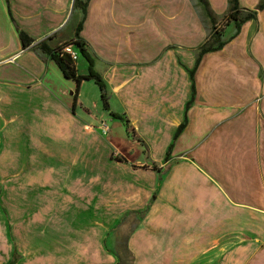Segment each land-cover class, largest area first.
<instances>
[{
    "label": "crops",
    "instance_id": "1",
    "mask_svg": "<svg viewBox=\"0 0 264 264\" xmlns=\"http://www.w3.org/2000/svg\"><path fill=\"white\" fill-rule=\"evenodd\" d=\"M207 1L219 19L228 10ZM72 2L0 0V264L14 253V264H264V8L232 38L233 23L223 27L228 40L201 57L185 109L209 29L196 1L90 0L79 35L106 88L108 110L96 112L81 99L84 80L74 93L35 49L51 35L50 46L73 39ZM107 116L126 138L102 133ZM72 180L97 195L98 248L24 234ZM31 194L40 202L27 208Z\"/></svg>",
    "mask_w": 264,
    "mask_h": 264
},
{
    "label": "rangeland",
    "instance_id": "2",
    "mask_svg": "<svg viewBox=\"0 0 264 264\" xmlns=\"http://www.w3.org/2000/svg\"><path fill=\"white\" fill-rule=\"evenodd\" d=\"M21 13H24V11ZM79 16L80 14L77 10L71 11L67 23V30H70L72 27L75 26ZM84 63L85 62L83 61L81 56L77 54L76 65L78 71L81 73L86 72V69H84L85 68ZM97 92H99V90L92 80H84V84L81 87V93H82L81 99L83 102L95 101L96 106H94L93 110L99 112L102 109L100 106L101 104L100 98ZM106 118L107 121L109 122L108 127L109 128L111 127L110 129L111 131L109 132V134L111 136H116L117 138H123V139L126 138V132L122 122L116 121V123H114L115 121L111 120L108 116ZM59 177H66V176L64 173H60ZM63 180L66 181L65 179ZM71 186L72 187L70 189L66 190V194H68L69 196L68 198L65 194H63L62 198H60V196H57V198L54 200L55 208L53 207L46 208L48 205H44V204L37 206V208H39L40 206V211L38 210L40 213H38L37 215L36 212L35 214L33 213L34 222H32L33 224L32 227L34 231H31L30 233L25 232L24 234L32 235V236L36 235L37 239H41V237L44 238V237L52 236L50 242L52 240L58 239L59 243L57 245L59 249L61 246L66 245L64 244L66 243L65 236L71 237V239H68V245L72 244L74 246V249L76 250L83 249L85 251L88 248L92 249L94 247V244L98 248L99 246L97 243V236L100 231L98 227H93V222H92V220L96 217L95 213L97 209L96 208L97 195L90 194V190H89L90 186L83 188V184L80 183V180L78 181L72 180ZM42 196L43 195H41L40 197ZM35 197L36 196L34 194L28 195L26 197L27 208H32V207L34 208ZM39 200L40 199L38 198L37 204L40 202ZM3 201L5 202V198ZM39 216L41 217L42 220L51 219V221L48 222L46 225L37 226L36 220L37 219L39 220ZM48 240L49 239H47L45 242H47ZM107 243H109V245H112L111 236L107 239ZM112 255L114 256L116 255V253L115 254L113 253ZM103 261H108V260H103V259L100 260L101 263ZM67 262L68 264H73L75 260H73V263H70L71 260H68Z\"/></svg>",
    "mask_w": 264,
    "mask_h": 264
},
{
    "label": "trees",
    "instance_id": "3",
    "mask_svg": "<svg viewBox=\"0 0 264 264\" xmlns=\"http://www.w3.org/2000/svg\"><path fill=\"white\" fill-rule=\"evenodd\" d=\"M90 0H73L72 2V11L77 10L81 13L80 19L76 23L74 27V37L69 41H64L59 45L50 46L48 41L52 40V35L46 37L45 39L39 41L35 49H37L42 54L49 57L54 63L57 65L59 70L61 71L62 75L66 79H71L76 83L75 92H77L78 86L82 80L91 79L93 82L98 86L100 91V100L102 104V108L104 110H108L107 104V95H106V88L103 80L101 77L92 70V59L89 56L85 46V41L80 37L79 32L82 27V23L84 21L86 15V8ZM196 4L200 6L203 16L206 18L209 29L207 33V38L205 41L199 46L198 52L195 58L194 66L191 70H189V78L191 81V97L189 101L185 105V109H187L194 98V72L199 64L201 57L208 52L217 51L223 47L226 43L228 38L223 39L222 30L223 27L229 23H233L234 25V33L231 35L230 38L234 37L239 29L241 24L245 21L255 19L256 14L259 10L264 8V0H259L258 4L254 9H246L241 8L238 5V0H228V10L227 12L221 16V18H217L214 14L213 10L210 8L209 3L207 0H195ZM18 36L21 42L22 47H26L33 42V39L26 35L22 30L17 28ZM66 45H71L73 49L77 52V54L82 55L88 62V73L85 75H80L77 73L75 63L76 61L72 60L70 56L63 52V48ZM76 100V94L74 96V102L72 108H74ZM115 118H119L124 120L121 116L110 113ZM186 125V117L184 120L179 124L176 128L174 133V138L182 131V129ZM172 148V143L168 146L166 153H165V161L168 160L170 150ZM153 168L159 172V169L153 165ZM160 180V177L158 178ZM154 194L152 195V199H154ZM16 261V253H14L12 260L8 264H14ZM116 264H121V260H117Z\"/></svg>",
    "mask_w": 264,
    "mask_h": 264
},
{
    "label": "built area",
    "instance_id": "4",
    "mask_svg": "<svg viewBox=\"0 0 264 264\" xmlns=\"http://www.w3.org/2000/svg\"><path fill=\"white\" fill-rule=\"evenodd\" d=\"M63 52L68 54L72 60H74V61L77 60V52L73 49V47L71 45H66L63 48ZM99 127L101 128L102 133H104V134L109 131L108 126L104 122H101L99 124Z\"/></svg>",
    "mask_w": 264,
    "mask_h": 264
}]
</instances>
